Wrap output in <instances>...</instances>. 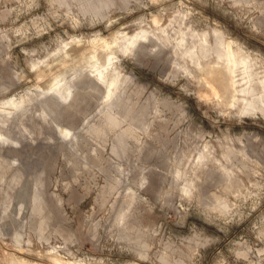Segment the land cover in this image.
<instances>
[{
    "label": "rangeland",
    "instance_id": "374dc122",
    "mask_svg": "<svg viewBox=\"0 0 264 264\" xmlns=\"http://www.w3.org/2000/svg\"><path fill=\"white\" fill-rule=\"evenodd\" d=\"M0 264H264V0H0Z\"/></svg>",
    "mask_w": 264,
    "mask_h": 264
},
{
    "label": "bare ground",
    "instance_id": "6f19581e",
    "mask_svg": "<svg viewBox=\"0 0 264 264\" xmlns=\"http://www.w3.org/2000/svg\"><path fill=\"white\" fill-rule=\"evenodd\" d=\"M227 80V79H226ZM220 83H222L221 81H220ZM112 84H113V82H112ZM224 85V84H223ZM58 89H59V87H58V81L57 80H54L53 81V83L48 87V90L46 91V92H44L43 93V95H45V93H48V92H54V91H58ZM56 93V92H55ZM43 95H41V96H43ZM60 97V99L61 100H64L65 99V97H63V96H59ZM41 98V97H40ZM40 98H39V100H40ZM44 99V98H43ZM57 100V99H56ZM64 102V101H63ZM61 132L63 131V130H60Z\"/></svg>",
    "mask_w": 264,
    "mask_h": 264
}]
</instances>
